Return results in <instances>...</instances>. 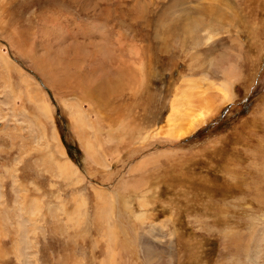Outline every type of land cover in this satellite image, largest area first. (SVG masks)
Listing matches in <instances>:
<instances>
[{
	"label": "rangeland",
	"instance_id": "obj_1",
	"mask_svg": "<svg viewBox=\"0 0 264 264\" xmlns=\"http://www.w3.org/2000/svg\"><path fill=\"white\" fill-rule=\"evenodd\" d=\"M127 227V264H264V0H0V264Z\"/></svg>",
	"mask_w": 264,
	"mask_h": 264
},
{
	"label": "bare ground",
	"instance_id": "obj_2",
	"mask_svg": "<svg viewBox=\"0 0 264 264\" xmlns=\"http://www.w3.org/2000/svg\"><path fill=\"white\" fill-rule=\"evenodd\" d=\"M208 6L209 7H212L213 6V3L210 1V3H208ZM142 15V14H141ZM131 16L134 18V19H138L140 16H137L135 18L134 15L131 14ZM145 21V25H148L149 22L148 20H146V18L144 19ZM122 39V38H121ZM121 41V40H120ZM131 68L134 69V67L132 66ZM233 81L232 80H227L225 81L224 83V90L226 91V93L223 94V98L225 99L227 97V94H229L231 92V85H232ZM111 99V98H109ZM215 100V99H214ZM221 101V100H220ZM45 104V103H44ZM108 105V103H107ZM47 107V106H46ZM195 110V109H194ZM196 112V111H195ZM195 112L189 114V115H183L181 119H187V121L191 120L192 117L195 115ZM81 113V112H80ZM204 114V113H202ZM202 115L200 116H196V119H201ZM82 118V117H81ZM83 120V119H82ZM169 122H170V116H169ZM182 120V121H183ZM78 122V121H77ZM80 122V121H79ZM195 122V120H194ZM178 136V135H177ZM53 154V153H52ZM63 155V154H62ZM69 163H59L58 164V169L59 171H61V174L62 175H65L67 177H70L71 175L74 174V171H75V166H70L68 165ZM77 169V168H76ZM78 173V172H77ZM76 173V174H77ZM80 174V173H79ZM61 175V176H62ZM65 177V178H67ZM72 177V176H71ZM70 177V178H71ZM73 179V178H72ZM79 180V179H78ZM77 180V181H78ZM82 180V178H81ZM74 181V180H73ZM72 181V182H73ZM76 181V180H75ZM81 182V181H80ZM78 212L76 214V212H74L75 214L74 215H71V214H67L66 218H65V221H66V230L69 231L70 229H74L76 226L77 228L78 227H81L82 224L85 222V212L81 213V204L78 205ZM83 210V209H82ZM86 206H85V211H86ZM145 214V213H144ZM98 217V216H97ZM140 217V215H139ZM145 219H146V216H144ZM124 219V218H123ZM121 215L119 216H116L115 218H108V217H103L101 218L100 220H98V222H96L95 220L92 219V217L90 216H87V227L89 226V224L91 225H96L98 224V226L102 227V229L107 232V231H111V237L110 239H115L116 237H119L121 235L120 233V230L116 228V222L117 220H123ZM136 220H139V221H142L140 220L139 218H135ZM83 227V226H82ZM91 227V226H90ZM93 227V226H92ZM91 227V228H92ZM65 229V228H64ZM89 229V228H88ZM70 233V231H69ZM133 234L134 236H138L139 235V232H138V228L136 227H127V228H124L123 230V234H124V237L125 239H122V237L119 238V241L117 243V245H115V242L113 243V245H115L116 247L115 248H112L111 250L108 251V257L109 259L111 260V264H127V261H125L124 259L125 258H129V257H125L126 255H124L125 252H130V244H133L134 243V238L130 235ZM123 244V245H122ZM112 245V246H113ZM107 251V249H106ZM104 262V261H103ZM106 263V262H105Z\"/></svg>",
	"mask_w": 264,
	"mask_h": 264
}]
</instances>
